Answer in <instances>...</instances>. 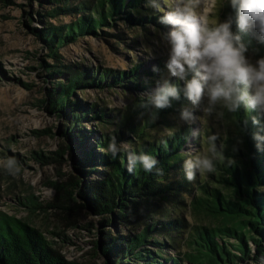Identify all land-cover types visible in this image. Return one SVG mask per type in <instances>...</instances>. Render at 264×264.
<instances>
[{
    "label": "trees",
    "instance_id": "16d2710c",
    "mask_svg": "<svg viewBox=\"0 0 264 264\" xmlns=\"http://www.w3.org/2000/svg\"><path fill=\"white\" fill-rule=\"evenodd\" d=\"M45 4L49 8L38 13L39 16L57 22L48 20L42 28L30 29L46 47L47 57L54 61L53 64L45 63L48 79L65 76L63 81H52L46 110L66 120L59 136L71 142L77 138L82 146V138L95 133L84 130V122L97 121L102 127L117 122L110 120L106 109L78 98L77 92L120 86L127 74L132 76V80L125 83L129 90L145 88L146 80L137 83L140 65L128 72L121 70L109 75L106 70L63 64L60 49L83 37L105 36L108 33L105 28L114 25L116 20L131 27L147 26L158 23L160 14L149 13L145 0H45ZM227 13V18H234L235 12L230 6ZM59 17H69V21L61 22ZM233 31H238L235 24ZM240 35L248 48L247 54L264 57V44L247 32ZM185 103L188 104L183 98L173 102L172 107L160 110L152 123V108L147 99H138L131 112H145L141 122L129 124L122 116L115 129L99 132L94 145L81 152L77 164L78 171L85 176L84 184L82 179L73 177L63 183L50 181L48 186L56 194L46 206L34 201L32 196L28 197V204L21 203L30 210H45L57 206L64 197L70 204L61 205V208L84 206L90 214L101 217L105 225L112 217L120 220L129 229L127 233L113 236L107 228L106 232L100 230L103 238L94 241V253L103 255L108 264H261L264 259V152L256 150L252 139L256 128L249 115L255 113L248 114L241 109L229 114L235 136L226 137L224 144L215 141L218 152L223 151V158L217 160L214 174L211 173L210 179L197 175L195 180L188 181L182 165L184 144L191 137L189 127H179L173 136L168 134L158 139H153L147 131L156 126V121L162 120L164 125L174 128L167 118ZM33 132L40 134L38 130ZM41 132L47 134L49 130ZM121 139H126L130 148L121 150L118 147ZM239 139L241 143L236 144ZM113 145L115 154L110 151ZM68 149L66 145L59 151H50L49 156L38 151L33 154L42 165L60 164ZM145 152L158 159L163 175L156 170L152 173L128 170L132 157ZM95 171L99 176L88 178ZM183 207L190 208L200 222L188 229L186 250L182 252L175 243L183 240L181 234L187 226L178 216ZM70 226L75 227V224ZM171 249L177 250L175 256L169 255ZM0 264L85 263L66 259L39 228L0 210Z\"/></svg>",
    "mask_w": 264,
    "mask_h": 264
},
{
    "label": "rangeland",
    "instance_id": "374dc122",
    "mask_svg": "<svg viewBox=\"0 0 264 264\" xmlns=\"http://www.w3.org/2000/svg\"><path fill=\"white\" fill-rule=\"evenodd\" d=\"M162 3L167 10L172 0H162ZM229 6L227 0H196V11L208 23L215 19L218 22L227 19L225 14H228ZM48 8L45 0H0V210L25 219L29 224L39 228L52 242L54 249L66 259L85 264H104L105 257L94 253L96 247L94 241L101 240L104 234L100 230L106 232L107 228L113 236L121 232L127 233L129 229L122 225L120 220L111 215L110 223L105 225L101 217L90 214L84 206L74 209L61 208V205L70 204V200L64 197L57 202V206L45 210L41 208L30 210L25 204H28V197L32 196L34 201L46 206L56 194V191L48 186V182H66L71 179L70 172H78L84 184L85 176L78 171L77 160L84 149L94 145L97 134L115 129L122 116L129 124L141 122L145 112L142 111L140 114L131 112L136 101L147 99V94L157 80L163 78L174 80L168 77L164 68L168 46L161 37V33H166L169 26L158 22L131 27L122 20H116L114 25L105 28L108 32L105 36L101 34L97 37H83L60 49L63 64L106 70L109 75L121 70L128 72L136 65H140L137 83L146 80L145 88L129 90L125 83L129 79L132 80V76L127 74L126 80L120 86L105 87L102 90L90 88L85 89L84 93L77 92L78 98L87 103L94 102L98 107L106 109L110 120L117 122L106 124L105 127L100 126L97 121L84 122L82 128L86 131L93 130L95 133L88 138H82L83 144L79 146L77 138L71 142L59 136V131L67 123L64 117L58 118L46 110L47 94L53 86L52 81L65 79L63 75L48 79L45 63L53 64L54 61L47 57L46 47L30 29V27L40 29L48 20L57 22L55 19L39 16L38 13H44ZM148 11L155 13L151 9ZM59 18L61 22L69 21V17ZM146 48L151 50L150 56ZM246 55L253 62L260 58L253 53ZM153 66L160 71L154 73ZM107 80L110 82L111 77L109 76ZM182 107L191 108V105L183 104L176 112L169 114L167 121L174 128L189 127L190 132L192 129H198V135L194 138L191 136L184 144L185 154L208 152L209 142L213 136L217 137L218 144H224L226 137L235 136L229 114L226 113L223 118L205 117L196 109L194 114L197 120L189 125L179 120V111ZM112 115H115L114 118ZM163 123V120L156 121L155 127L147 129L153 139L169 134L171 128ZM34 130H38L40 134L34 133ZM42 130H49V133L45 134L41 132ZM128 134L134 138L131 133ZM126 139L119 142L118 147L121 150L130 148ZM66 145H69L71 151L67 150L62 155L63 160L60 164L56 162L42 165L34 158V151L49 156L50 151H59ZM210 175L211 173H208L202 177L210 179ZM96 176H99V173L95 171L88 178ZM185 201L187 202L186 199ZM178 216L187 225L181 234L183 240L175 243L177 249L183 252L186 250L188 229L200 221L188 207L178 211ZM72 223L75 227L70 226ZM249 244L253 247L251 242ZM168 253L175 256L177 250L171 249ZM261 264H264V259Z\"/></svg>",
    "mask_w": 264,
    "mask_h": 264
},
{
    "label": "clouds",
    "instance_id": "9594fccd",
    "mask_svg": "<svg viewBox=\"0 0 264 264\" xmlns=\"http://www.w3.org/2000/svg\"><path fill=\"white\" fill-rule=\"evenodd\" d=\"M235 16L222 22L216 19L208 23L196 11V0H172L167 10L162 0H145V6L155 13L162 12L158 21L168 25L161 37L167 43V59L164 68L168 77L157 80L147 94L151 106L150 121L153 123L160 110L172 107L173 102L185 99L191 105L182 107L179 120L189 125L197 120L194 110L199 109L205 117L223 118L236 114L241 109L249 115L256 130L252 139L258 152H264V57L253 62L246 54L247 46L240 33H249L258 43L264 44V0H227ZM216 8H214V12ZM235 24L238 31H233ZM151 55V50L146 48ZM146 57V59L149 58ZM154 73L160 69L153 66ZM203 102V104H202ZM248 120L243 122L246 129ZM178 130L171 128L169 135ZM198 135V129L191 130V136ZM188 138V137H187ZM210 139L208 152L185 154L182 170L188 181L197 175L206 176L216 170V162L223 158V151ZM241 143L239 139L236 144ZM233 145V151H236ZM110 151L115 154V145ZM13 162V161H12ZM10 162V163H12ZM233 162V161H232ZM158 159L145 152L134 155L129 171L153 170L163 175Z\"/></svg>",
    "mask_w": 264,
    "mask_h": 264
},
{
    "label": "water",
    "instance_id": "95a60500",
    "mask_svg": "<svg viewBox=\"0 0 264 264\" xmlns=\"http://www.w3.org/2000/svg\"><path fill=\"white\" fill-rule=\"evenodd\" d=\"M68 150H70V149H68ZM71 151V150H70ZM70 153V158H72V156H71V152H69ZM71 171V170H70ZM70 175H71V178L73 177V178H77V179H79V180H81V177H80V174L78 173V172H70ZM101 255V254H100ZM103 256V255H102ZM106 259V258H105ZM108 261L107 260H105V262H104V264L106 263V264H108L107 263Z\"/></svg>",
    "mask_w": 264,
    "mask_h": 264
}]
</instances>
